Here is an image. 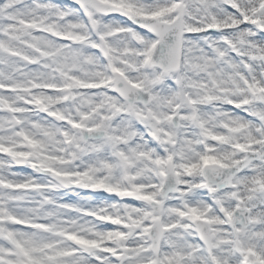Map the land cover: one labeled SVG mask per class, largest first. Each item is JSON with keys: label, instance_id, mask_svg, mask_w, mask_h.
<instances>
[{"label": "snow or ice", "instance_id": "obj_1", "mask_svg": "<svg viewBox=\"0 0 264 264\" xmlns=\"http://www.w3.org/2000/svg\"><path fill=\"white\" fill-rule=\"evenodd\" d=\"M0 264H264V0H0Z\"/></svg>", "mask_w": 264, "mask_h": 264}, {"label": "rangeland", "instance_id": "obj_2", "mask_svg": "<svg viewBox=\"0 0 264 264\" xmlns=\"http://www.w3.org/2000/svg\"><path fill=\"white\" fill-rule=\"evenodd\" d=\"M15 171H21V170H24V169H20V168H17V169H14Z\"/></svg>", "mask_w": 264, "mask_h": 264}]
</instances>
